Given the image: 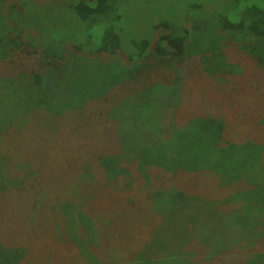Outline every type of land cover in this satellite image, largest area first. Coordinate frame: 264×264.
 I'll return each mask as SVG.
<instances>
[{
    "label": "rangeland",
    "instance_id": "1",
    "mask_svg": "<svg viewBox=\"0 0 264 264\" xmlns=\"http://www.w3.org/2000/svg\"><path fill=\"white\" fill-rule=\"evenodd\" d=\"M63 2L64 0H57V3L54 0H18L12 4L0 3V61L4 58L15 64L0 62V186L16 187L22 191L23 187L28 189L30 186V193L22 196L20 200L23 205L29 206V214L27 215L26 207L8 205L5 219L2 220L5 225L0 222V231L8 230L12 223H16L17 229L23 225L27 230H32L29 235L23 231L24 235L17 232L15 237H11V228L5 235L10 240L9 248H31L28 254H32L24 257L22 264H26L25 261L43 264L45 258H48L50 264L68 262L65 260L64 240L70 238L68 236L71 232H76L74 219L78 213L86 216L82 223L83 229L96 234L91 223L100 227L101 220L95 212L97 208H90L88 204L80 205L79 208L78 201L74 199L71 205L67 203L71 209L68 215L63 217V221L73 222L60 229L64 235L57 237L55 231H47L48 242L52 247L49 253L45 248V233L37 234L40 230L47 229L44 228L47 222H42L41 229L35 228L37 215L42 211L43 214L53 216L56 208L67 199V190L70 187L67 181H75L73 172H69L72 168H69V165L79 163L77 165L80 168L85 163L92 164L98 149L100 154L107 151L108 155L112 149L119 152L120 148H123L126 152L131 151L133 155L142 146L141 141L149 132L144 131L140 125L137 126V136L134 137L136 133L116 131L115 122L102 117L128 119L129 115L125 113L122 102L128 100V96L148 88L147 83L151 80H155L156 85L154 100L162 102L167 101L169 97L172 103L178 105L170 112L169 118L165 119L166 126L163 122L161 129L167 131L170 126H187L186 131L190 132L189 124L192 119H203L207 122L221 120L228 127L229 143L232 144L230 147L237 143L242 144L243 148H248L253 142L247 138L250 136L255 140L254 147L264 149V36L249 37L240 33L229 36L222 30L220 21L228 18L238 23L244 19L248 8L255 6L264 9V0H118L114 11L103 19L118 21L119 26L116 25L115 32L121 44L116 52L107 53L103 58L90 56L97 55L91 52L95 49L92 45L87 51H80L79 54L86 57L87 65L76 68L71 83L70 78H66L63 73L47 75L51 60L45 56L49 52L43 57L45 43L47 42L49 47L53 45L48 40L52 36L50 31L54 24L60 23V38L72 30L84 31L87 27V23L82 22L77 14L70 10V3L68 2L66 7ZM104 20L96 24V27H108ZM171 20L176 21L179 26L184 20H188L183 24V28L185 26L189 31L186 42L189 50L185 54L184 63H177L169 59L170 57L163 58L162 61L153 55L157 38L168 33L161 28L156 29V25L160 21ZM155 31L156 38L151 41L150 54L148 55V52L144 57L138 56L140 49L136 44L149 36L153 38ZM74 44L73 49L76 46L75 42ZM53 50L56 54L59 53L60 56L56 60L60 63L62 57L71 58L76 55L73 52V55L66 53L70 46L56 45ZM203 57L209 59L215 76H210L204 71ZM74 61L76 63L77 59H72V62ZM186 66L192 69L184 70ZM181 67L183 68L179 71H172ZM164 69L166 70L163 71ZM21 70H27V73H23L20 78L17 73ZM125 70L133 76L129 75L125 79ZM43 73L47 79L46 83L51 84L47 86L46 91L43 88L44 91L37 95L34 90L28 89L25 82L32 83L35 74ZM178 77L180 82L176 85L174 81ZM13 79L16 80L12 81ZM133 80L139 83L136 88H132ZM179 84L185 86L183 90L181 87L178 93ZM167 88L173 94L166 96L164 92ZM46 96H54L53 101L57 102V109L49 103L48 107L53 112L50 116L47 115L46 107L40 108L38 103L40 100V105L43 106ZM117 102L123 107L116 109ZM189 102L192 104L187 105ZM70 106L78 108H69ZM152 106L148 110L155 109V104ZM59 110H62L61 115L54 117V113ZM136 116L142 118L143 114L138 112ZM65 124L69 129L56 130ZM200 131L204 137H214L215 131L212 127H200ZM174 133L176 134L173 135ZM156 136V142L164 146L161 154H155L156 163H148L146 168L140 167L143 151L140 149L136 154L137 162L122 161L121 168L125 176L110 183L106 181L104 190L89 189L92 191L91 199L101 204L100 217L104 219L106 231L108 229L111 235V238L103 242L102 248L98 249L96 246V250H93L99 262L181 264L182 262H176L180 260L181 254L185 260L191 262L184 264H264V181H261L264 177V154L263 161L255 163L252 172L253 178L257 176L260 182L248 178L254 180V185H249L244 182L247 177L235 179L236 183L227 188L228 191H233L232 193L226 190H200L199 195H192L197 193L185 190L190 198L182 197V200H177L174 204L170 201L169 208H161L159 211L160 207L153 204L156 193L163 189L167 194L176 192L174 183H171L176 182L175 180H182L180 183L183 184V189L191 187L187 172L181 168L186 162L185 148H192L191 152L195 153V148L205 147V143L193 141L184 131L171 130L162 137L158 134ZM241 136L245 138L241 139ZM91 141L93 144H90ZM22 155L26 157L19 161ZM26 161H33L34 164H25ZM13 168L14 172H17L11 175L10 170ZM39 169H43L49 180L52 179V187H47L48 181L43 176L39 181ZM65 169L66 173L56 178L57 171L63 172ZM234 169H238L236 164ZM102 171L100 176H96L98 180L95 182L98 186H103L101 181L106 173ZM240 171L241 169L237 170ZM145 174L148 176L145 177ZM258 183L263 189L255 193L260 187ZM116 185L117 190L110 189ZM249 196L253 198H248ZM227 206L234 212H249L245 215L248 217L247 222L244 221L242 227L247 228L249 224L248 231L252 237L248 239L243 235L239 244L242 248L249 247V251H236L232 254H243L242 262L231 260L230 256L221 255L218 249H212L210 246L213 233L219 230L221 219L227 213ZM254 225H262L263 229ZM156 227L161 231L159 242L163 241L165 246L157 245L152 239L149 241L152 233L156 232ZM236 230L234 227V235ZM106 231L100 230V233L104 234ZM66 234L68 236L65 237ZM84 237L86 238V234ZM145 239L149 241L146 244ZM17 240L20 241L19 244ZM54 241L55 247L51 244ZM110 245H115L118 250L111 252L107 247ZM172 245L173 248L169 249ZM73 246L68 244L69 258L76 253L74 248L77 245L74 243ZM37 247H44L43 252H36ZM9 248L4 247L5 250H11Z\"/></svg>",
    "mask_w": 264,
    "mask_h": 264
},
{
    "label": "trees",
    "instance_id": "2",
    "mask_svg": "<svg viewBox=\"0 0 264 264\" xmlns=\"http://www.w3.org/2000/svg\"><path fill=\"white\" fill-rule=\"evenodd\" d=\"M17 1L18 0H0V3L7 2L9 4H12ZM54 1H56L57 3V0H54ZM68 2L70 3L68 5L70 10H72L73 13L77 14V16L80 18L82 22H86L87 27L84 28V31L80 30V31L73 32L72 30L68 35H65L64 37L62 36V38H60L59 36L60 23L56 25L54 24L53 25L54 28L50 31L52 36L48 40L53 45L52 47H49L48 43L47 42L45 43L44 49L46 50L43 53V57L45 56L44 54H47L49 52L48 55L45 56L47 59L51 60L49 61V64H48L49 67L46 71L48 73L47 75L53 76L54 74L63 73L66 78H70V83H71V78H73V76L75 75L76 68L77 67L82 68L84 65H87V59H85L86 57H84L83 54L81 55L79 54L80 51L81 52H83L84 50L87 51V49L90 48V45H92L95 49H92L91 52L96 53L97 55L90 54V56L91 57L97 56V57L103 58L107 53L116 52V50L118 49V46L121 43L118 42V37H117L118 35L115 32L116 25L119 26L118 21L112 20V19H109L108 21H106L103 19V17L107 16L108 14L114 11V6L118 2V0H64L63 2L65 3L64 6L67 7ZM70 13L71 11L69 12V16H70ZM181 16H182V13L179 15V18H181ZM103 20L106 21V23L108 24V27H106L105 29L97 28L96 24L103 22ZM220 21H221L222 30L225 31L224 33H227L228 35L240 33V34L248 35L249 37H263L264 36V9H259V8H256L255 6L248 8L244 13V19L242 18V20L239 21L238 23L232 22L228 18L220 19ZM184 22L187 23L188 20L186 21L184 20L180 26L174 20H171L170 22L160 21L158 25H156L155 27L156 29L161 28L168 33L160 35L157 38V43L153 51L154 56L158 57L162 61H164L166 57H170L169 59L174 60L177 63L185 62V57H186L185 54L189 50L186 44L187 39L189 38V34H188L189 31L186 30L185 26L183 28V24L185 25ZM155 33L156 31L153 33L154 35L152 34L153 38L152 36H149V38H147L146 40L139 41L136 44V47H139L140 49V53L138 54V56L144 57L149 51L151 52L150 44H151V41L155 40L156 38ZM68 42H72V44H69ZM74 42L76 43V46L74 47L75 50L73 49V46L75 45ZM56 45L70 46V50L66 53L69 55H73L71 54V52H73L76 55L71 56V58L62 57V59L60 60L61 61L60 63L56 60V58L60 56L59 53L56 54L55 50L52 51V48ZM150 52L148 53V55L150 54ZM49 55L53 57L50 58ZM53 59L55 60L52 63ZM72 59H77L76 63L75 61L72 62ZM1 60L2 61L0 62L2 63L4 62L8 64L10 63L9 61H7V59L1 58ZM10 64H13V63H10ZM202 65H203L204 71L208 75L215 76L214 67L209 63L208 58L203 57ZM182 68L183 67L179 69H172V71L174 70L179 71ZM185 69H192V68H190V66H186L184 67V70ZM165 70L166 69H164L163 71ZM23 73H27V70L18 71L17 73L19 75L18 77L21 78ZM124 74H125V79H127L129 75L133 76L132 73L126 70L124 71ZM33 77L34 79L32 83H29V81H26L25 84L28 86V89L34 90V92L37 95H40V93L44 91V89L46 91L47 86L51 84V82L49 84L46 83L47 79L44 78L45 77L44 73L35 74ZM143 78L147 79L146 77H143ZM16 79L21 80L18 78ZM16 79H13L12 81H15ZM174 82H175L174 84L177 85L180 82V78L178 77L177 80L175 79ZM132 83H133L132 88H136L139 85V83H137L135 80H133ZM154 84H155V80H151L149 83H147L148 88H145L143 91H140L139 93H136V94L134 93L132 96H128V100H125L122 102V105L124 107L120 105L119 102L116 103L115 105L116 109H118L119 106L123 107L125 110V113L129 115L128 119L122 120L120 118L113 117V116L108 117V119L107 117H104V116L102 117V118H105L106 120H113L115 122L114 127L116 128V131H121V133L122 131L134 133V134L136 133L135 135H133L135 137L137 136L136 128L138 125H140L139 127L143 128L144 131L150 133V134L147 133L146 137L142 139L141 141L142 143L140 144V146L141 145L142 146L136 150L135 154L131 155V151L127 150L128 152L127 153L126 151L123 150V148H120L119 152L117 151L115 152V150L112 149L110 150V154L107 155V151H104V154H100V149H98V154L95 155L96 159L94 160L92 164L85 163L83 164V166H80V168L77 165L79 163H77L76 165L75 164L69 165L70 166L69 168L72 167L71 170L69 169V172L71 171L73 172L75 181H67L70 184V187L67 190L68 191L67 194H69L67 196V199L63 203H61L58 208H56V210L53 212L54 213L53 216L43 214L42 211H40L39 215H37L35 228L41 229L40 227H42L41 226L42 222L43 221L47 222V225L44 227L47 229L44 231L40 230L41 232L39 231L37 232V234L45 233L46 235L45 248H47L50 253L52 247L50 246L48 242L49 236H48L47 231L53 230L57 234V237H59V235H62L64 233L60 229L63 226L66 227L73 223V222L63 221V217H66L71 209V206L67 205V203L70 204L71 201L75 199L76 201H78L79 208H80V205H83V204H86V205L88 204L90 208H92V206H95L97 208L95 212H97V216H98L97 218L101 220L100 227L91 223L92 229L94 228L96 230V234H94L93 232L90 233L86 231L85 229H83L82 223L83 221L86 220L84 218L86 216H84L81 213H78L77 216H75L74 223L75 225H77V228L75 229L76 232L75 233L69 232L70 233L69 236L67 234L65 235V237L68 236L70 238H67L66 240H64L65 242L64 250L66 252L65 260H68V262L64 264H101L99 260L96 258L93 250H96L95 248L96 246H98V249L102 248L103 242L106 241L107 238H111L110 237L111 235H109L108 229L106 231V227H105L106 224L104 222V219L100 217V215L102 214L101 210L99 209L101 207V204L93 201L91 199L92 196L90 195V193L92 191H95L96 188H100L104 190L106 188L104 187L106 186L105 184L106 181L110 183L113 180L118 179L119 177L125 176V172L121 168L122 161L130 162V163L137 162L136 154L140 149L143 150L142 151V161L140 163V167L144 166L146 168L148 163H150L149 165L156 163L155 154H161L164 148V146L156 142L157 140L156 134L162 137L164 134H169L171 130H173V132L184 131V134H187V136L192 138L193 141L199 140L205 143V147H196L194 150L195 153H192L193 152L191 150L192 148H188V147L185 148L186 162L185 164L182 165L181 168L184 172H187L186 173L188 177L187 180L191 182V187L183 189L182 187L183 184L180 183V181L182 182V180H175L178 183L176 182H171V183H174V188H176V192L171 191L170 192L171 195H170L169 193L167 194V192H163V191H166L165 189H163L161 192L156 193V195L153 198V204L157 207H160V209H158L159 211H161V208H169L168 204L170 201L172 204H174L175 201L182 200L181 199L182 197L183 198L187 197V199L190 198L191 196L187 194L185 190H189L193 193H197V194H192V195H199V192H201L200 190H206L207 192H212L214 190H216L217 192L218 191L223 192L224 190H226V192L232 193L233 191H228L227 188L231 187V185L236 183L235 179H242L244 177H247L246 181L244 182L248 183L249 185L250 184L254 185L253 183L254 180L251 181L248 178L254 177L252 172H253L254 166L256 165L255 163L260 162V160L263 161V154H264L263 147H254L255 144L253 142L255 140L252 139L250 136H247V138L249 140H253V142L251 146H248V148H243L242 144H237V143L234 146L230 147V145L232 144L229 143L230 137H229L228 127L221 120L207 122V121H203V119H192L193 121L190 122L189 124V127L191 128L190 132L186 131L187 126H184V128H182L181 126L178 127L176 125L172 127L170 126V128L166 127L168 132L161 129L163 127V122L165 121V119L169 118L170 112L173 109L177 108L178 105L177 103H172L169 97L167 101L158 102L157 100H154L156 99L155 97V86L156 85ZM166 84L169 85L170 83H166ZM179 85H180V88L177 89L178 93H179V90H181V87L183 90V87L185 86V85L183 86L182 84H179ZM169 90L170 89L168 88L165 90L164 93L166 96L173 94L169 92ZM53 98L54 96L53 97L46 96V98L44 99L43 106L40 105V100L38 101L40 108L46 107L45 110L46 112H48L47 115L49 116L53 115L51 114L53 113L52 110H50L48 107L49 103L50 104L52 103L53 107L57 109V102L56 101L54 102ZM153 104H155V109L148 110V108L153 107L152 106ZM191 104L192 103L189 102L187 105H191ZM33 108L35 109V106H33ZM69 108H78V107L70 106ZM61 112L62 110H59L58 112L54 113L55 115L54 117H59V115H61L60 114ZM138 112H142L143 114L142 118L136 116ZM164 125L166 126L165 122H164ZM200 127L214 128V131H215L214 137L211 139L210 137L211 135L209 136L205 135L207 138L202 136ZM109 128H111V126ZM60 129H69V128H68V125L65 124L64 126H59L56 130H60ZM12 130L13 128L10 129V131ZM175 134L176 133H174L173 135ZM206 134H209V133H206ZM248 135H252V134H248ZM240 138L241 139L245 138V136H241ZM238 142H242V141H238ZM90 144H93V142L91 141ZM50 145L54 148L52 144ZM219 145L221 146L224 145V147H220ZM23 155L20 157L19 161L21 159L23 160L25 159L26 156L23 157ZM116 156L118 157L116 158ZM230 163H232V165H230ZM25 164H34V163L33 161H26ZM234 164L237 165L238 169H241L240 172H237L238 169H234ZM102 170H104L106 174L103 180L101 181L103 183V186H98V184L95 182L98 180L96 176L98 175L100 176L101 173L103 172ZM66 171L67 169L63 170V172L62 170H58L56 178L59 176H62L64 173H66ZM164 171L168 172V170H164ZM10 172H12L11 173L12 175L17 171L14 172V168H13L12 170H10ZM93 173L95 175H93ZM146 175L147 174H145V177ZM37 176L39 178V181H40L41 176H43L48 181L47 187L49 186L52 187L53 185L52 179L49 180V178L44 175L43 169H39L37 171ZM16 177L19 178L20 175ZM253 179H256L259 181L257 176ZM145 181L147 182V180ZM261 181H264V177ZM25 183L26 182H24V184ZM147 183L149 184L150 182H147ZM206 184H208V186ZM169 185H170V182H169ZM259 186H260L259 190H257L255 193H258L261 189H263L262 185L259 184ZM116 187L117 185L114 188H110V189L117 190ZM169 187L171 188V186ZM29 188L30 186L28 187V189ZM23 189L24 190L22 191L21 189L16 188V187L10 188L6 186H0V222H2V224H4L2 220L5 219L8 205H11L13 207H26L27 215L29 214V206L23 205L22 202H20V200L22 196H27L30 193V189L28 190L25 187H23ZM89 189L90 190L92 189V191H89ZM248 198H253V197L249 196ZM220 199L221 197H219V200ZM205 200H208V199L205 198ZM102 203L105 205V202L102 201ZM150 203L152 204V199ZM75 206L77 207L76 203H75ZM226 209H227V213L223 212L225 213V216L221 219L219 230L216 233H213V237H212L213 240L210 246L212 249H215V250L218 249L221 255L230 256L231 260L237 259L239 262H242L241 260H244L242 259L244 257L243 254H236L234 256H232V254L235 253L236 251L237 252H247V253L249 251V247H243V248L242 246L239 247V244H241V238L243 235H246V238L248 239L252 237V235L248 231V227L250 225L248 224L246 226L247 228L242 227L243 226L242 223L246 221V219L248 218L245 215L246 213L248 215L249 212H234L233 209H231L229 206H227ZM44 216H45V219H43ZM9 220L11 221L10 218ZM135 222H137V220ZM254 226L261 227V229H263L262 225H254ZM234 227L237 229L235 235L233 234ZM11 228H12V231H11ZM26 228L22 225L20 226V228L17 229L16 223H12V227L10 228L8 227V230L11 231V235H12L11 237H15L14 234H16L17 232H21L22 235H24L23 231L28 232V235L32 233V230H27ZM2 230L0 231V239L2 240L3 245L0 244V246H3V247L2 248L0 247V264H22L24 262L23 260L24 257L26 258V256L32 254V253L28 254L30 253L29 249L31 248L25 247V246L23 247L18 246V247H21V249L19 248L20 250L18 248H9L10 240L8 239L7 236H5L7 235L8 230L6 231H2ZM100 230L101 232L106 231V233L105 232L104 234L100 233ZM158 230L159 228L156 227L155 229L156 232L152 233L151 235L152 237L149 238V241L152 239V240H155L157 245L162 244L165 246L163 241L159 242V233L161 231H158ZM245 231H248V232H245ZM85 234H86V238L84 237ZM65 237L63 239H65ZM228 239H231V240L227 242ZM90 240H91V243L89 244ZM147 240L148 239H145V244L149 242ZM238 241H240V243ZM17 242L18 244L20 243V241L18 240ZM55 243L56 241L51 243L53 247H55ZM74 243L75 245H77L76 248H74L76 250V253L71 255V258H69L68 244L74 247L73 246ZM244 245H248V244L244 243ZM4 247L5 249L9 248L11 250H5ZM107 247L111 252L118 250V247H116L115 245H110ZM37 248L38 250L36 252H43L42 250L44 247H37ZM171 248H173V245L170 246L169 249ZM26 250H28V252ZM89 250L92 252H90ZM32 261L30 260V262ZM25 262L26 264H31L27 261ZM176 262H182L181 264H184L185 262L191 263L189 260H185V258H183L181 254H180V260ZM36 264H39V263H36ZM43 264H50L48 258L44 259ZM60 264H63V263L60 262Z\"/></svg>",
    "mask_w": 264,
    "mask_h": 264
}]
</instances>
